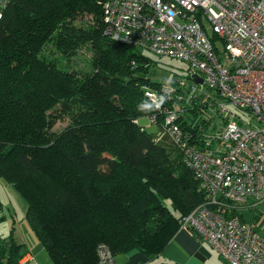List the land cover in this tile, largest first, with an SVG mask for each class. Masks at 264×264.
I'll list each match as a JSON object with an SVG mask.
<instances>
[{"label":"trees","instance_id":"16d2710c","mask_svg":"<svg viewBox=\"0 0 264 264\" xmlns=\"http://www.w3.org/2000/svg\"><path fill=\"white\" fill-rule=\"evenodd\" d=\"M104 1L0 0V177L26 200V220L52 264H97L100 243L114 255L155 256L206 201L181 152L141 125L152 115L163 123L173 102L164 95L158 109L138 105L153 103L144 87L161 95L168 86L179 125L202 139L217 115L206 111L215 94L194 92L185 72L152 80L155 59L104 34ZM85 44L88 69L50 57H72ZM62 113L68 124L57 131ZM24 253L12 236L0 239L6 264Z\"/></svg>","mask_w":264,"mask_h":264},{"label":"built area","instance_id":"2783aa9c","mask_svg":"<svg viewBox=\"0 0 264 264\" xmlns=\"http://www.w3.org/2000/svg\"><path fill=\"white\" fill-rule=\"evenodd\" d=\"M103 21L106 36L186 63L191 82L215 94L209 106L221 116L218 130L197 139L179 125L181 109L168 86L161 95L144 87L152 102L164 95L173 102L160 132L206 194L181 227L227 264H264V237L243 217L264 200V0H105ZM150 120L156 123V115ZM226 208L237 214L224 215ZM97 256V264H115L104 243Z\"/></svg>","mask_w":264,"mask_h":264},{"label":"crops","instance_id":"0c3cea01","mask_svg":"<svg viewBox=\"0 0 264 264\" xmlns=\"http://www.w3.org/2000/svg\"><path fill=\"white\" fill-rule=\"evenodd\" d=\"M156 135L157 134L154 135L155 141L158 140ZM10 198L13 199L15 204L18 205H20V202L25 200L14 189L12 184L7 183L0 177V211L3 210L4 205H7L8 199ZM259 205H264V200L258 202L252 209L249 208L247 212L254 211V214L252 215V219H249L251 214L247 213L245 215L246 220L248 219V221L254 222V219L258 217H256V213L258 212L259 214V211L257 210ZM7 209L10 211L9 206H7ZM32 232L34 231L32 230ZM3 235L5 234L0 233V239H4L8 236ZM9 236L12 235L9 234ZM12 237L17 243L23 245L25 252L24 255L19 257L14 264L18 262H24L25 264H52L47 251L40 241L39 245V243L36 241H30L24 236H21V238H16L14 236ZM44 252L47 255H45ZM114 261L115 264H227L226 261L220 257L207 242L202 241L194 232L187 228L181 227V225L174 232L172 238L159 254L148 257L138 249H131L129 251L114 255ZM0 262H2V264H6L4 259H0Z\"/></svg>","mask_w":264,"mask_h":264},{"label":"rangeland","instance_id":"374dc122","mask_svg":"<svg viewBox=\"0 0 264 264\" xmlns=\"http://www.w3.org/2000/svg\"><path fill=\"white\" fill-rule=\"evenodd\" d=\"M209 33L212 34V30L209 29ZM88 45L85 44L83 46H80L78 48L77 52L75 55L72 57H66L63 56L60 53L53 52L50 54V57H54L57 60L58 66L68 69H88L90 68V51L88 50ZM148 55L152 57V59H155L156 65L151 66L150 70L148 72V76L152 80H159L163 79L164 77H167L170 75L171 71H176L181 74H183L186 71V63L177 60V59H172L168 57H158L153 53L146 52ZM191 82V79H187ZM185 84H188V83ZM198 83V81H197ZM190 85V84H189ZM191 86L193 88L194 92H201L202 90L205 89V87H202L201 89H198L196 85H194L193 82H191ZM187 104V102H185ZM214 107L206 108V111L210 113L211 116L216 113V110L214 111ZM239 111V110H238ZM240 113H244L243 111H239ZM210 120V118H209ZM221 116L219 114L215 115L214 117H211V123H210V131L207 133V137H210L214 135L215 131L218 130V125L220 123ZM141 125L150 133L152 134H157L156 138H158L157 141H163L166 142L167 140L164 139L165 136H163L160 132V125L156 123H150L148 118H141ZM68 124V117L65 115V113H62L61 118L57 119L54 123L53 128L57 131H60L63 129L66 125ZM160 138V139H159ZM168 144L170 142L168 141ZM168 203V202H167ZM22 205V209H21ZM7 206H9L10 211L7 209ZM26 201L23 200L20 202V205L15 204L13 199H8L7 205H4V208L2 211H0V233H3L6 236L11 234L12 236L16 238H21V236H24L28 238L30 241H36L39 243L38 238L32 232V230L29 227L28 221L25 218V211H26ZM258 212L256 213V219H254V226L256 231L264 237V205H259L257 207ZM247 213H250L251 216L249 219H252V215L254 214V211L251 212H244V218ZM246 219V218H245ZM248 220V219H247ZM29 237H28V235ZM2 236V235H1ZM40 245V243H39ZM45 255H47L44 252ZM48 257V256H47Z\"/></svg>","mask_w":264,"mask_h":264},{"label":"clouds","instance_id":"9594fccd","mask_svg":"<svg viewBox=\"0 0 264 264\" xmlns=\"http://www.w3.org/2000/svg\"><path fill=\"white\" fill-rule=\"evenodd\" d=\"M163 97L160 98V102L157 103L155 100L153 101L152 104H149L147 102L141 103L140 105H138V110L140 111H151L153 109V105L155 106V108H159L161 106V104L163 103Z\"/></svg>","mask_w":264,"mask_h":264},{"label":"water","instance_id":"95a60500","mask_svg":"<svg viewBox=\"0 0 264 264\" xmlns=\"http://www.w3.org/2000/svg\"><path fill=\"white\" fill-rule=\"evenodd\" d=\"M197 81H198V83H202V79H198Z\"/></svg>","mask_w":264,"mask_h":264}]
</instances>
